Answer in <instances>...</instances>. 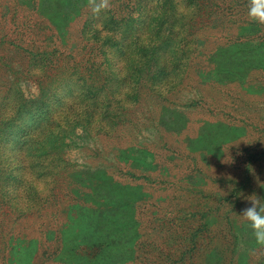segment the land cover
Listing matches in <instances>:
<instances>
[{"label":"rangeland","instance_id":"374dc122","mask_svg":"<svg viewBox=\"0 0 264 264\" xmlns=\"http://www.w3.org/2000/svg\"><path fill=\"white\" fill-rule=\"evenodd\" d=\"M16 1L21 6H27L28 2L31 4L37 2L50 20L58 23L69 20L76 25L83 15L94 10L99 2V0ZM104 1L111 4L117 3L118 0ZM232 3L234 4L231 6L236 13H249L251 0H235ZM4 15L5 18H10L9 23L13 26L15 14L8 13L5 9ZM4 21L0 20V27L4 25ZM261 28L257 21L252 19L250 23L239 27L235 43L239 44L238 47L249 49L246 51L264 50V44H260L259 39L254 40ZM46 30L49 31L48 28ZM16 36L14 33L13 38ZM79 36L81 35L78 34V38ZM0 38L8 40L10 36L0 35ZM242 43L244 45H241ZM44 46H47L46 51L50 49L55 54L62 51L63 44L52 37L45 40ZM77 46L78 43L72 45V52ZM162 54L159 51L156 56L147 59V65L138 81L141 95L149 86L153 91L159 89L161 92L167 87L165 82L159 84L158 81L162 69L163 73H166ZM16 55L15 52L9 58ZM58 58L60 59L56 63H62L63 57ZM58 58L47 54L39 63L49 64ZM200 59L205 60V57L200 56ZM151 81L156 85H152ZM18 82L23 86L26 98L40 100L41 94L32 80L20 78ZM182 88H184L182 93L171 97V101L177 105L171 104L172 108L163 107L160 118L155 115L153 105L157 107L156 104L161 103V99L145 95L146 99L142 101L139 112H134V116L131 117L135 120L136 126L133 124L122 127L119 132L112 135L111 140H100L96 135L94 137L92 134L87 135L80 127L65 130L62 135L66 133L69 137L61 142L60 150L57 151L59 155L56 152L59 159L56 169L59 175H41L39 171L34 173L25 169L29 174L27 178L31 180L29 183L22 180L24 166L18 159L17 151L20 144L27 139L23 137L29 132L33 121L28 114L14 115L13 125L10 129L6 126L4 135L0 137L2 150L7 152L3 158L9 163L4 167V172L8 174L0 178V264H206L205 258L209 257L210 261L212 257L206 253L215 246L223 251L226 258H231V261L225 260L227 263L264 264V246L255 242L250 226L245 221H240L239 216L246 208L251 207V203L246 199L253 195L251 190L249 191L250 187L246 186L248 174L252 176L253 184L264 191L260 186L264 183L263 115L257 123L262 127L254 125L248 128L247 125L246 127L236 125L239 124L237 123L239 116L235 114L250 113L247 109L235 106V109L229 107L227 111L220 110L219 115L233 128L231 130L235 136L241 139L238 140L236 148H243L242 151L240 149L227 150V153L225 151V154L229 153L226 155V158L229 157L226 162L240 166L243 171L247 169L246 172L236 174L223 171L221 159L225 156L224 150L220 148L216 150L213 161L222 172L213 170L214 176L230 175L231 183L228 185L215 183L209 186L208 193L202 195L199 180L205 176V168L198 167V162L194 159L192 162L186 159L187 167L185 169L181 167L185 148L184 150L180 148V153L171 158L175 164V171L180 174L177 175L180 180L177 186H171L168 177L167 179L151 177L145 173V170L155 166L150 159L151 154L165 152L168 149L169 145L164 138L166 133L161 127L163 122L166 124L164 127L175 128L180 140L181 137L185 139L186 135L201 133V123L206 120L214 121L213 118H216L214 114L197 109L196 106L201 105L199 100L194 103L188 101L191 99L188 94L191 87ZM67 92V89L59 91L48 104L50 127L55 125L53 116L56 115V109ZM35 109L37 111L38 108ZM62 115L70 116V112L64 110ZM188 118L191 123L187 128ZM256 128L259 129L256 131ZM214 135L212 134L210 139L216 140ZM199 149L197 147L195 152ZM129 161L137 162L138 165L134 166L141 167V171L122 174L121 168L127 166ZM161 170L163 172L161 171L160 175H168L164 169ZM182 170L184 173L180 172ZM32 186L34 191L20 194L21 197L29 202L36 195L41 201L38 205L32 206V212H23L15 204L16 194ZM217 192L226 198H220L221 195H217ZM46 202L49 203L42 207ZM123 203L125 205L122 207ZM59 207L66 219L65 224L60 228L57 224H51L48 227L47 238L42 239L45 234L41 233L43 229H39V225L46 222V218L41 217L39 212L42 210L43 216L50 217ZM227 221L230 223L227 224ZM212 222H216L218 228L214 233L208 229V223ZM96 227L100 230L99 239L95 238ZM230 227L236 229L235 236L233 231H229ZM43 228L45 229V226ZM37 230L41 233V240L32 237ZM225 231L228 233L223 236ZM46 240L49 241L47 244L44 243ZM50 245L52 246L47 247Z\"/></svg>","mask_w":264,"mask_h":264},{"label":"trees","instance_id":"16d2710c","mask_svg":"<svg viewBox=\"0 0 264 264\" xmlns=\"http://www.w3.org/2000/svg\"><path fill=\"white\" fill-rule=\"evenodd\" d=\"M234 1L183 0L184 4L195 9L192 15L185 17L176 13L180 0H118L111 4L99 0L94 10L86 12L76 25L69 20L59 23L50 20L37 2L21 6L16 0H0V20H5L0 27V35L10 36L8 40L0 38V137L4 135L6 126L10 129L13 125L14 115H30L33 122L29 132L23 137L27 139L17 151L18 159L24 166L21 174L24 183L31 182L25 169L34 173L39 171L41 175H59L56 169L59 160L57 151L60 150L61 142L69 137L66 133L62 135L65 130L80 127L87 135H96L100 140H111L112 135L122 127L133 124L136 126L131 117L134 112H139L142 101L146 99L145 95L161 99V103L156 104L157 107L153 105L155 115L160 118L163 107L172 108L171 104L177 105L171 101V97L182 93V87L189 86L191 89L188 94L191 99L188 101L194 103L199 100L202 106L199 104L197 109L214 114L216 118H213L214 121L202 122L201 133L186 135L185 139L181 137L180 140L175 128L164 127L166 124L163 122L161 127L166 133L164 138L169 145L168 149L151 154L150 159L155 166L145 170V173L151 177H168L171 186H177L180 181L177 175L180 174L175 171L171 158L180 153V148H185L180 166L185 169V160L192 162L194 159L198 162V167L205 168V176L199 180L202 195L208 193L209 186L215 183L230 184V175L214 176V171L218 170V164L213 161L215 151L220 148L225 154L227 150L242 151L243 148H236L241 139L235 136L231 130L233 128L219 115L220 110L227 111L229 107L235 109V106L247 109L250 113L235 114L239 116V124L236 125H247L248 128L254 125L262 127L257 123L264 116V50L246 51L247 48L238 47L239 44L235 43L239 27L250 23L252 17L248 12L236 13L231 6ZM251 7H254L252 0ZM5 9L16 16L13 26L9 23L10 18H5ZM257 15H264V9ZM257 23L262 28L254 40L259 39V43L264 44V23ZM14 33L17 34L16 38H13ZM78 34L81 35L79 38ZM52 37L62 42L61 52L53 54L50 49L46 51L44 42ZM75 43H78L77 50L72 52L71 47ZM159 51L163 53L166 73L162 69L158 81L159 84L165 82L167 87L161 92L159 89L153 91L149 86L141 95L138 89L140 74L147 65V59L156 56ZM15 52L17 55L9 58ZM47 54L56 58L62 56V63H56L60 58L49 64L39 63ZM200 56L205 57V60H201ZM18 78L32 80L41 94L39 101L26 98ZM153 82L150 83L156 85ZM63 89L68 92L53 116L52 123L55 125L50 127L48 104ZM64 110L70 112V116H63ZM256 114L257 116H253ZM190 123L188 118L187 128ZM212 134H215L216 140L210 139ZM197 147L200 149L195 152ZM6 154L0 144V178L8 174L4 172V167L9 165L3 158ZM228 158L225 154L221 159L223 171H231V174L246 172L247 169L243 171L240 166H234L230 162L227 164ZM134 164L138 165L137 162L129 161L127 166L121 168L123 173H120H139L141 167ZM178 164L179 162L176 166ZM189 165L192 166L191 163ZM161 169L168 172V175H160ZM180 172L184 173L183 170ZM246 179L249 191L264 199V191L253 184L252 176L248 174ZM242 183L243 181L240 182ZM33 191L32 186L16 194L15 204L23 212H32V206L41 201L35 195L28 202L20 195ZM217 195L226 198L220 192ZM124 205L123 203L122 207ZM20 209L18 210L22 211ZM39 213L46 218V222L39 225V229H43L41 233L45 234L42 239L47 238L51 224H57L60 228L66 222L60 207L50 217L43 216L42 210ZM240 221L244 220L240 218ZM208 225L210 232L218 230L216 222ZM229 231H233L234 236L237 233L232 227ZM99 232L96 227V239H99ZM41 233L37 230L32 237L41 240ZM227 233L225 231L223 236ZM48 242L46 240L44 243ZM206 254L212 256L210 261L209 257L205 258L206 264H232L225 261H231V258H226L218 246L209 249Z\"/></svg>","mask_w":264,"mask_h":264},{"label":"clouds","instance_id":"9594fccd","mask_svg":"<svg viewBox=\"0 0 264 264\" xmlns=\"http://www.w3.org/2000/svg\"><path fill=\"white\" fill-rule=\"evenodd\" d=\"M261 9H264V0H258V2L254 0V7H250L249 15L257 22L264 23V15H257ZM194 12L193 7L187 6L183 3V0H180L176 8L178 16L187 17ZM260 186L264 188V183ZM246 199L251 203V207L246 208L239 216L250 226L255 242L264 246V199L255 194L248 196Z\"/></svg>","mask_w":264,"mask_h":264}]
</instances>
